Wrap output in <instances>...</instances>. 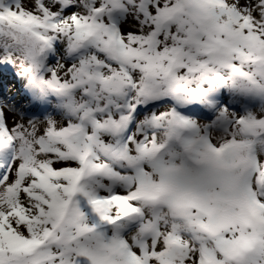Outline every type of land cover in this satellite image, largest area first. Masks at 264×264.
Returning a JSON list of instances; mask_svg holds the SVG:
<instances>
[{
    "label": "snow or ice",
    "instance_id": "6c2138e0",
    "mask_svg": "<svg viewBox=\"0 0 264 264\" xmlns=\"http://www.w3.org/2000/svg\"><path fill=\"white\" fill-rule=\"evenodd\" d=\"M0 264H264V0H0Z\"/></svg>",
    "mask_w": 264,
    "mask_h": 264
}]
</instances>
